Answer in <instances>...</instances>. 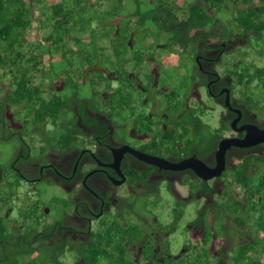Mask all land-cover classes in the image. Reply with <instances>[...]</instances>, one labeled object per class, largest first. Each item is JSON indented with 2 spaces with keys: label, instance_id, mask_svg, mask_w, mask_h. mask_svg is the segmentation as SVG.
<instances>
[{
  "label": "trees",
  "instance_id": "1",
  "mask_svg": "<svg viewBox=\"0 0 264 264\" xmlns=\"http://www.w3.org/2000/svg\"><path fill=\"white\" fill-rule=\"evenodd\" d=\"M49 1L0 0V69L6 70L2 76L9 80L7 93L0 96V141L20 143L12 161L0 165V264H63L67 252H73L83 264H148L158 244L152 234L144 237L139 212L142 197L132 203L120 199L115 218L89 241H75L58 232L63 217L71 211V196L54 197L53 204L40 197L41 190L38 198L31 197V191L21 195L19 189L29 176L22 166L38 164L32 169L38 173L50 151L65 153L80 146L84 132L79 118L91 127L107 126L93 115L96 113L109 119L115 114L136 115V132H151L149 120L144 121L135 105L144 93L130 74L140 79L146 76L141 64L146 58L153 59L163 39L180 58L176 90L166 95L170 112L176 114L172 121L176 137L166 131L153 143L176 161L195 156L213 164L214 158L209 156L218 149L230 123L222 120L218 128L210 129L200 109L183 108L194 82L204 80L203 75L195 74L194 55L198 45L208 40L218 42L220 48L223 42H234L236 47L228 55L233 60L228 58L220 65L234 77V85L243 87L248 105L264 114V0H131L132 10L130 0ZM151 37L155 42L147 48L145 41ZM241 40L244 44H239ZM43 56L49 58L48 66L41 61ZM58 59L68 69L57 72L52 62ZM97 65L114 71L117 88L105 71L94 70ZM86 70L92 74L84 77ZM36 72H40L39 82L33 78ZM51 76L63 77L62 89L49 90L43 78ZM83 78H89L88 96L81 88ZM35 135L40 136L41 145L33 153L25 137L32 141ZM253 147L233 150L243 153ZM168 174L182 180L178 190L189 192L192 201L176 198L172 221L148 219L149 230L177 233L190 203L195 204L196 215L181 231L186 249L176 253V258L170 249L163 250L169 254V258L163 257L166 264H264V155H249L241 164L228 161L214 185L191 170ZM147 175H134L131 180L139 178L146 184ZM172 187L169 183L168 188ZM201 196L207 198L203 205ZM146 198L143 207L154 214L152 209L161 198L154 191ZM60 203L63 217L54 219L50 211ZM190 230L201 238L193 242ZM237 233L238 242L230 249L214 251L210 246L216 239L230 241ZM137 243L141 245L138 255L133 250Z\"/></svg>",
  "mask_w": 264,
  "mask_h": 264
},
{
  "label": "flooded vegetation",
  "instance_id": "2",
  "mask_svg": "<svg viewBox=\"0 0 264 264\" xmlns=\"http://www.w3.org/2000/svg\"><path fill=\"white\" fill-rule=\"evenodd\" d=\"M28 40L31 44L32 38L30 34H28ZM145 42L146 47L149 48L154 44L155 38L151 37ZM239 44H244V42L241 40ZM221 45L222 49L219 47L218 42L210 40L205 45L202 43L198 45L194 55L198 66L195 74L203 75L204 80L194 82L188 97L185 99L183 108L200 109L202 119L210 129L214 128V126L209 125L207 113L213 114L217 122L216 128L220 126L222 120L229 121L230 128L225 131L223 138H243L246 135V131L239 129L245 125H255L264 129V114L255 109V106L250 107L248 105L249 97L244 95L243 87L234 85V77L228 76L220 65V62L228 57L229 53L236 47V44L231 42L227 45V42H223ZM179 59L176 53L170 52L169 47L166 46L165 39H163L158 44L157 53L153 59L149 60L146 58L141 64L146 76L140 79L133 72L130 74L137 85V89L144 93L141 101L135 105L140 107L138 109L142 112L144 121L149 120L152 126L151 132L146 131L140 134L136 132L134 125L136 115L133 118H127L126 115L122 117L119 114H115V118L109 119L105 115L92 113L102 119L107 126L101 127L99 123L96 124V127H91L85 125L82 118H79L78 124L84 132L79 137L80 146L65 153L55 150L50 151L47 156V163L39 165L38 173L32 172L33 167L38 166L37 162L35 163L36 166L32 163L22 166L29 175L24 182L30 187L38 189L37 185L42 183L43 180H51L71 196L73 200L71 211L63 217L58 230L59 233H63L64 237L70 236L75 241L79 240L81 242L89 241L96 231L102 229V226L116 217L118 203L122 198L132 203L135 199H140L143 195L146 196L148 192L154 191L161 198V203L164 198L162 192L165 190L171 198V200L166 199V201H163L169 211L168 214H170L168 222L172 221L171 213L172 209H174L176 198H182L187 202L192 201L189 192L178 190V187H181L183 182L181 179L176 181V175L171 177L168 174L169 170L147 164L130 153H126L121 162V171L124 177L119 176L114 169L107 166L113 161L111 149L124 145L149 155L163 157L169 161L176 162L174 156L169 155L168 152L155 145L153 141L160 136L159 134L166 131L172 132L176 137V124L172 122L176 114L174 115L173 112H170V103L166 101V95L176 90V74L169 73L170 75H167L168 81L166 82L161 77L164 70H168L169 67L176 70ZM41 61L48 66L49 58L47 56H43ZM81 62L83 61L81 60ZM236 65L234 62L233 66ZM94 70L105 71L113 82L112 86L114 88L118 87L119 82L116 80L114 71L98 65L95 66ZM91 74L92 70H86L84 77ZM43 79L44 83L50 86L49 90L53 88V84L56 85L58 80H61L62 85L60 88L56 87L55 89L60 90L63 88V77L51 76ZM84 80L85 78H83L82 83L85 82ZM199 106H202V108H199ZM237 111H240V115ZM238 117L239 120L236 127H233V122ZM122 119L126 122H120ZM215 153L216 151L213 156H209L214 158L213 164L203 161L210 166H215ZM249 155H264V143L254 146L243 153L234 151L232 147L227 152V162L241 164ZM146 172L148 173L146 184L139 182V178L135 181L131 180L132 176L143 175ZM207 182L214 185L215 178ZM169 183L173 185L171 189L168 188ZM150 185H158V187H151ZM218 186L221 189L223 184L219 183ZM200 200L202 201L201 205H203L206 203L207 198L206 196H201ZM142 211H145L144 207ZM153 215L157 217L154 221L151 219ZM141 216L145 222L148 219L152 222H156L159 219L155 214L144 217L141 213ZM144 221L141 224V227L145 230L144 237L152 234L158 244L154 258L148 264H166L163 259L165 256L169 258V254L167 255L163 251L166 249H170L171 255L176 258V249L173 248V245L169 246L167 244L168 241H166L167 239L170 240V236L176 238V233L171 235L166 232L168 237L165 239L166 246L164 247L159 244L158 238V234L163 232L155 228L149 230L147 227L148 223L144 224ZM174 241H172V244ZM140 247L139 254L141 252ZM75 258L80 260L77 256Z\"/></svg>",
  "mask_w": 264,
  "mask_h": 264
},
{
  "label": "rangeland",
  "instance_id": "3",
  "mask_svg": "<svg viewBox=\"0 0 264 264\" xmlns=\"http://www.w3.org/2000/svg\"><path fill=\"white\" fill-rule=\"evenodd\" d=\"M54 0H50L49 2H53ZM183 0H179V3H182ZM128 6L132 9L135 8V6L132 4L131 0L128 2ZM237 53V51L235 52ZM228 58H230L231 60H233V57H226L224 59L227 60ZM53 64V67L55 68V70L57 72H63L65 69H68L67 67V64H65L64 61H62L61 59L59 60H56L55 62H52ZM262 64H264V60L262 61ZM183 70H184V67H183ZM6 70L4 69H0V96L1 98L4 97V95L7 93L8 91V84H9V80L5 77L3 78V74ZM176 70L172 67H169L168 70H164L163 72V75H162V79L166 81H168V78H167V75H170V74H176L175 73ZM182 72V71H181ZM40 72H36V73H33V78L36 82H39L40 79H38L37 75H39ZM170 73V74H169ZM85 82L82 83V91H83V94H85L86 96L90 95V87H89V84H88V81H89V78H87L86 80H84ZM164 82V83H165ZM62 85V82L61 80H58V82H56V85L53 84V88H60ZM48 90V88H45ZM6 92V93H5ZM47 94V92L45 93V95ZM209 104V103H208ZM216 113V112H215ZM24 115V113H23ZM207 117H209V125L210 126H214L216 127L217 126V122L215 120V118L213 117V114H209L207 113L206 114ZM22 117V116H21ZM122 117H125V116H122ZM119 120V119H118ZM207 120V119H206ZM120 122H126L125 120H121ZM25 139L27 140L29 146H33V153L38 150V148L40 147L41 145V139H40V136H37L35 135L31 140H29V137H25ZM19 141H15L14 143L12 142H3V141H0V165H4V164H9L13 157L16 155V153L18 152L20 146H19ZM32 153V154H33ZM24 182V181H23ZM37 188L38 189H34L32 187H29V185H27L25 182L21 185V188L19 189L20 191V194L21 195H24L25 193L30 192V195L31 197H37L38 198V195H39V192L38 190H41V194H40V197H43L45 200H47L48 202H51L53 203V199L54 197H68L69 194L62 190L61 188H59L56 184L52 183V182H48L47 180H43L42 183H39L37 185ZM181 188V187H179ZM38 194V195H37ZM162 195H163V201H166V199L168 200H171L170 196L167 194V192L164 190L162 192ZM55 200V199H54ZM130 201V199H129ZM159 202L157 206H155L152 210H153V213L155 215H157L161 220H164V221H169L170 220V214L167 207L164 205V202ZM145 202H147V198L145 195L142 196V198L140 199V205L141 207L139 208V212L142 213V215L145 217V216H148L151 214L150 211L146 210L145 211H142L141 208L143 209V206L145 204ZM54 204V203H53ZM57 204L54 205V207H52L51 211H50V214L52 215V217L54 219L56 218H60V217H63V214H64V211H63V207L61 206V203L58 204V206H56ZM194 203H190L187 207V210H186V214L184 216V218L182 219V221L180 222V228L179 230L177 231L176 233V238L174 237H169V242L171 243L172 241L173 242V248L176 249V253H178L179 251H184L186 249V246H185V243L183 241V236L181 235V231L184 227L187 226V222L192 220L195 215H196V212H195V207H194ZM128 213H129V210H128ZM132 213V212H130ZM14 216H17V213H15ZM50 216V220H53ZM155 218H157L156 216L153 215V217H151V219L154 221ZM232 226H235L233 224H231ZM153 227L154 224H152ZM158 238H159V244H162L164 247L166 246V237H168L167 233L166 232H163V233H159L158 234ZM189 237L191 239H193V241L195 242L196 240L200 239L201 237L200 236H196L194 234V231L190 230L189 233H188ZM238 239H239V233L235 234V236L230 240H222V239H216L215 241H213L210 246L212 247V249L214 251H216L217 248L219 247H223L221 250L224 251V249L226 248H231V246L233 244H236L238 242ZM240 241H244V239H240ZM139 247H140V243H138L134 248L133 250L135 251L136 255H138V251H139ZM76 256L73 254V252H67L66 253V256L63 258L64 262L63 264H83L82 260H76L75 258ZM224 259H227L226 257H224Z\"/></svg>",
  "mask_w": 264,
  "mask_h": 264
},
{
  "label": "water",
  "instance_id": "4",
  "mask_svg": "<svg viewBox=\"0 0 264 264\" xmlns=\"http://www.w3.org/2000/svg\"><path fill=\"white\" fill-rule=\"evenodd\" d=\"M227 104L229 105L228 100ZM237 112L240 115V111ZM238 120L239 117L233 122V127H236ZM239 130L246 131V135L243 138L227 137L220 141L218 149L215 153V166H210L195 156L172 162L163 157L143 153L128 145H124L119 148H112L111 151L113 161L107 166L114 169L119 176L124 177L121 171V162L124 155L126 153H130L139 160L156 166L160 169L169 171L191 170L201 179L209 181L211 179L220 177L225 171L227 165V152L232 147L249 148L264 143V129H261L255 125H245Z\"/></svg>",
  "mask_w": 264,
  "mask_h": 264
}]
</instances>
